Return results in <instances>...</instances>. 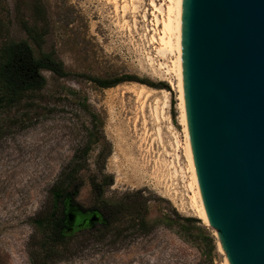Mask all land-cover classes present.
<instances>
[{"label":"rangeland","instance_id":"374dc122","mask_svg":"<svg viewBox=\"0 0 264 264\" xmlns=\"http://www.w3.org/2000/svg\"><path fill=\"white\" fill-rule=\"evenodd\" d=\"M37 5L48 28L43 50L54 52L72 76L42 72L47 84L41 92L0 107V264H31V254L47 255L34 221L51 213L50 189L75 155L87 161L76 203L95 205L89 179L99 176L97 157L106 143L111 154L104 173L113 184L103 198L116 204L139 191L133 200L144 226L138 217L109 228L89 222L56 247L50 264H224L214 231L195 216L185 187L179 93L167 73L172 55L159 41L167 1L0 0V45L26 38L20 23H34ZM76 75H130L157 88L131 82L102 89ZM89 135L101 141L87 149ZM174 169L180 173L171 174Z\"/></svg>","mask_w":264,"mask_h":264},{"label":"water","instance_id":"95a60500","mask_svg":"<svg viewBox=\"0 0 264 264\" xmlns=\"http://www.w3.org/2000/svg\"><path fill=\"white\" fill-rule=\"evenodd\" d=\"M185 129L228 264H264V0H180Z\"/></svg>","mask_w":264,"mask_h":264},{"label":"trees","instance_id":"16d2710c","mask_svg":"<svg viewBox=\"0 0 264 264\" xmlns=\"http://www.w3.org/2000/svg\"><path fill=\"white\" fill-rule=\"evenodd\" d=\"M33 19L34 23L32 24L26 21L20 23V27L26 35L25 39L10 40L0 45V107L15 106L29 94L41 92L47 84L42 72H49L59 79L72 76L65 70L64 64L56 58L54 52L43 50L48 28L46 27L45 12L39 5L33 9ZM34 48H36L37 54ZM76 76L84 77L102 89L131 82L157 88L151 83L130 75L113 79ZM90 116L93 124L98 121L96 115L91 114ZM99 141H101V136L89 135L90 143L89 145L87 143V149L91 144ZM110 154L109 144L106 143L97 157L99 176L92 175L89 179L91 193L95 201V205L89 209H83L76 203V197L83 186L79 172L86 169L87 161L75 155L69 165L60 172L55 185L50 189L51 213L46 218L34 221L35 226L45 236L43 250L47 252V255L41 258L31 254V264H50L57 255L56 247L66 243L73 231L79 230L81 227L86 228V224L89 222H93L91 225L104 223L109 228L122 218L138 217L140 226H144V222L141 220L143 215L138 204L139 201L133 200V197L139 195V191L129 194L126 201L123 200L116 204H110L103 198L104 188L113 184L111 175L104 173L105 162ZM176 217L184 223H198L193 218H179L177 215ZM95 218H98L100 222H94Z\"/></svg>","mask_w":264,"mask_h":264},{"label":"bare ground","instance_id":"6f19581e","mask_svg":"<svg viewBox=\"0 0 264 264\" xmlns=\"http://www.w3.org/2000/svg\"><path fill=\"white\" fill-rule=\"evenodd\" d=\"M166 1L168 5H166L167 9H166L165 17L164 18L162 17L163 19L161 18L162 19L161 21L162 36L159 37L160 38L159 41H160L161 46L172 55V61L170 60L171 65L168 66L167 73L168 75L173 76V78L175 79L176 87L179 93L180 122L182 124V129H183L182 132L184 134V145H182V147L184 149V155H185L186 163H187L185 164V168H182V173L184 174L183 177L185 179L184 181L186 184L185 187L192 194L189 197V200H190L189 203H190L191 209L196 214L195 216H197L198 219H200L205 225H209L208 218H207L204 205L202 202V198L200 195L199 187L197 184V180L195 177L192 160L190 156V151L188 147L186 129H185L183 95H182V80H181V64H180V42H179L180 0H166ZM180 147L181 145L177 142L176 149H175L176 159H179V156L176 154V151L178 153ZM169 164L173 166L171 163ZM173 167L176 168L177 166L175 167V164H174ZM172 173L178 174L180 172H178L177 169H174V171L171 172V174ZM168 196L174 202L176 206L183 207L182 204H179L177 197L173 193L168 194ZM218 248H219V251L221 252L222 250L219 244H218ZM224 264H228L226 259L224 260Z\"/></svg>","mask_w":264,"mask_h":264}]
</instances>
